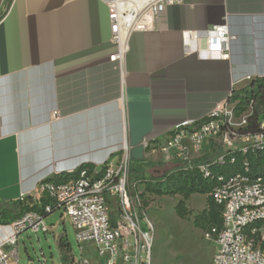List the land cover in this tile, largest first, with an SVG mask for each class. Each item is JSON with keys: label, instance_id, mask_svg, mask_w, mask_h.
<instances>
[{"label": "crops", "instance_id": "crops-1", "mask_svg": "<svg viewBox=\"0 0 264 264\" xmlns=\"http://www.w3.org/2000/svg\"><path fill=\"white\" fill-rule=\"evenodd\" d=\"M224 23L236 36L229 58L199 56L203 35L186 50V32ZM117 51L102 0H0V209L83 164L118 162L125 146L130 160L174 165L145 142H164L247 76H264V0L168 5L157 28L132 32L112 61ZM217 145L206 141L201 154L215 159ZM13 233L0 221V243Z\"/></svg>", "mask_w": 264, "mask_h": 264}, {"label": "built area", "instance_id": "built-area-1", "mask_svg": "<svg viewBox=\"0 0 264 264\" xmlns=\"http://www.w3.org/2000/svg\"><path fill=\"white\" fill-rule=\"evenodd\" d=\"M102 1L108 8L112 39L119 46V51L110 57L112 61L121 58L132 32L155 30L166 6L183 2ZM200 35L206 38L208 49L205 52L195 49L199 56L229 58L230 44L236 36L230 33L227 23L202 32H186L184 44L188 52ZM246 79L252 80L250 76ZM231 95L204 119L177 124L164 142H145V145L150 146L152 152L167 153L169 159L171 156L192 159L201 152L206 141H220L221 155L206 163L190 165V169L199 170L204 178L216 181L210 196L221 206L222 223L220 227L205 231V237L217 244L212 264H264L263 178L250 177L247 161L243 162L242 172L230 176L212 169L235 163V152L245 155L264 151V117L260 131L241 132L239 129L246 126L248 115H241L239 121H235V102ZM236 138H240L239 141L235 142ZM129 161L125 146L116 163L108 161L100 170L91 173L82 170L78 178L66 182L46 179L34 192L22 194L21 200L29 196L33 203L42 204V198L46 197L51 203L43 205L42 212L30 210L11 222L14 233L0 243V264H18V235L27 230L48 232L46 216L55 211L67 216L78 242L95 244L103 264H151L154 225L149 217L136 211L141 200L130 192ZM76 264H89V261L82 258Z\"/></svg>", "mask_w": 264, "mask_h": 264}, {"label": "rangeland", "instance_id": "rangeland-1", "mask_svg": "<svg viewBox=\"0 0 264 264\" xmlns=\"http://www.w3.org/2000/svg\"><path fill=\"white\" fill-rule=\"evenodd\" d=\"M250 81L247 82V86ZM244 86V87H245ZM252 114L251 107L242 115ZM238 122L239 118L236 117ZM236 138L234 141H239ZM216 142L222 147V143ZM218 148V145L217 147ZM156 157H167L168 154L156 151ZM201 152L192 156V159L200 157ZM173 156L169 160H173ZM156 162H162L161 160ZM174 164V163H173ZM174 165H161L152 170V175H160L170 170ZM130 192H134L133 185L138 193L143 194L140 205L133 204L136 211L145 214L154 225L152 233L151 264H212L217 244L205 237V231L197 228L193 223L194 215L206 207L207 195L201 193L192 194L187 200V208L190 210L188 218L182 219L175 212V204L181 198L178 195H155L144 191L143 183H135L129 180ZM134 195V194H133ZM144 204L141 211L140 206ZM142 208V207H141ZM116 212V206L113 208ZM48 232L35 233L27 230L18 235V264H76L80 259H87L90 264L102 262L98 249L94 243H80L76 232L66 215L55 211L46 217ZM64 237L70 246L68 260L62 258L58 242Z\"/></svg>", "mask_w": 264, "mask_h": 264}, {"label": "trees", "instance_id": "trees-1", "mask_svg": "<svg viewBox=\"0 0 264 264\" xmlns=\"http://www.w3.org/2000/svg\"><path fill=\"white\" fill-rule=\"evenodd\" d=\"M230 98L235 102L234 110L236 117L243 115L250 107L252 110V114L247 116L246 126L239 130L241 132L251 133L260 131V123L264 117V76L252 79L247 86L233 91ZM220 147L218 146L219 150L216 157L223 153V149ZM234 154L237 157L235 163L222 167H214L212 168L213 171L230 176L234 173L242 172L244 170L242 167L243 162L247 161L250 165V177H262L264 180V151L257 154L253 152L245 155L241 152H235ZM212 160V156L205 153L195 159L174 158L171 160L174 163L173 168L155 176L152 175L151 171L166 164V162H156L147 159L130 160L129 180L135 183H143L144 191L150 194L180 196L181 198L175 204L174 208L176 214L182 219L188 218L191 213L187 208L186 200L194 193L206 194V207L194 215L193 223L197 228L207 231L212 227H220L222 223L221 206L216 204L210 196V192L216 184V181L204 178L199 170L195 168L190 169V165L206 163ZM82 170H87L88 173H91L94 168L89 164H83L74 172L57 175L48 179L54 180L55 182H66L78 178ZM132 188H134L132 194H137L141 199L143 194L138 193L135 185ZM48 203H51V200L46 197L42 198V204H37L33 203L29 196H26L24 200L19 199L12 202L7 208L0 209V221L11 223L30 210L42 212V206ZM139 209L143 211L144 204ZM58 246L62 253V258L66 262L68 260V253L70 252L69 243L64 237H61Z\"/></svg>", "mask_w": 264, "mask_h": 264}]
</instances>
